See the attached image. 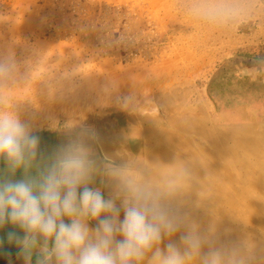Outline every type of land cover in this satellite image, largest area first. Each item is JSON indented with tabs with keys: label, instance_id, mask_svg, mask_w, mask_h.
<instances>
[{
	"label": "rangeland",
	"instance_id": "374dc122",
	"mask_svg": "<svg viewBox=\"0 0 264 264\" xmlns=\"http://www.w3.org/2000/svg\"><path fill=\"white\" fill-rule=\"evenodd\" d=\"M9 56L0 107L30 124L45 157L83 143L89 186L106 198L117 191L110 169L162 184L177 158L192 179L173 204L189 223L213 206L236 207L238 221L237 210L264 205V0H0ZM261 220L238 228L264 246ZM9 231L24 235L0 228V264H24Z\"/></svg>",
	"mask_w": 264,
	"mask_h": 264
},
{
	"label": "clouds",
	"instance_id": "9594fccd",
	"mask_svg": "<svg viewBox=\"0 0 264 264\" xmlns=\"http://www.w3.org/2000/svg\"><path fill=\"white\" fill-rule=\"evenodd\" d=\"M13 66L12 57L0 59V75ZM130 103L132 98H126L123 106ZM39 144L17 110L0 107V161L5 165L0 168V228L11 224L24 233H7L24 264H32L37 248V264L53 259L55 264H143L146 259L148 264H248L238 248L203 250L208 238L173 204L186 182L173 177L153 184L113 168L109 175L117 191L106 198L89 186L94 162L83 143L58 148L48 157ZM90 220L97 221L93 229ZM177 233L179 244L171 239Z\"/></svg>",
	"mask_w": 264,
	"mask_h": 264
},
{
	"label": "bare ground",
	"instance_id": "6f19581e",
	"mask_svg": "<svg viewBox=\"0 0 264 264\" xmlns=\"http://www.w3.org/2000/svg\"><path fill=\"white\" fill-rule=\"evenodd\" d=\"M176 167L180 170L179 172H177ZM196 167H197V162H196ZM166 168L167 166H164V169ZM184 168L185 167L183 168L180 167V160H178L177 158L174 159L171 166L168 165V169L172 173V174L170 173V176H171L170 178L175 177L180 182L190 183L192 179L191 175L189 174V171H187L188 175L187 177H185ZM178 173H183V174H178ZM153 175H154V178H153L154 182L160 181V178H159L160 176L158 175V172L156 169L153 172ZM195 177L196 178L193 180V182L198 184V182H200V177H198L196 174H195ZM240 206L242 207V205ZM232 208L237 209L236 207H232V206H217V207L213 206L210 208L208 213H200L199 215H196L194 217V220L192 223H194L197 226L200 234L203 236H206L209 240V244H206L203 250L207 251L210 246L214 248H221L222 243L231 242L234 245V248L240 249L241 252L246 257H248V264H264V246H262L261 244L255 241H252L251 239L246 238L241 228H238V224L240 222H244V221L248 222V220L255 217L256 215L260 216L263 219L261 220L260 223H256V225L258 227L262 226L264 228V205H255V206H250V207L247 206L245 210H237L238 211L237 218L239 219L238 221H235L232 219L233 218L231 216L232 214H230L229 212ZM207 227H210L211 230H207ZM179 238L180 236L179 237L174 236L171 239L179 244ZM168 239L169 238H166L167 242H168ZM161 247H164V245H161ZM252 251L258 253V258H251V256H249V253ZM143 264H148L147 259L143 262Z\"/></svg>",
	"mask_w": 264,
	"mask_h": 264
}]
</instances>
